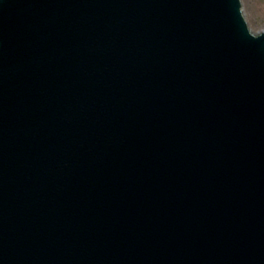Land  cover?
Instances as JSON below:
<instances>
[{
  "label": "water",
  "instance_id": "1",
  "mask_svg": "<svg viewBox=\"0 0 264 264\" xmlns=\"http://www.w3.org/2000/svg\"><path fill=\"white\" fill-rule=\"evenodd\" d=\"M0 264H264L241 0H0Z\"/></svg>",
  "mask_w": 264,
  "mask_h": 264
},
{
  "label": "rangeland",
  "instance_id": "2",
  "mask_svg": "<svg viewBox=\"0 0 264 264\" xmlns=\"http://www.w3.org/2000/svg\"><path fill=\"white\" fill-rule=\"evenodd\" d=\"M243 12L250 29L264 31V0H241Z\"/></svg>",
  "mask_w": 264,
  "mask_h": 264
},
{
  "label": "bare ground",
  "instance_id": "3",
  "mask_svg": "<svg viewBox=\"0 0 264 264\" xmlns=\"http://www.w3.org/2000/svg\"><path fill=\"white\" fill-rule=\"evenodd\" d=\"M252 32L255 33V34H258V33H260L261 31H260V32H254V31H252Z\"/></svg>",
  "mask_w": 264,
  "mask_h": 264
}]
</instances>
